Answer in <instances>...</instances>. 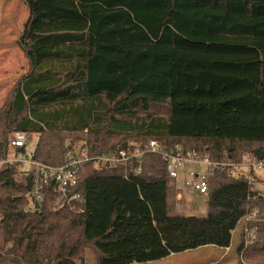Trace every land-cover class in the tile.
<instances>
[{"label": "trees", "instance_id": "obj_1", "mask_svg": "<svg viewBox=\"0 0 264 264\" xmlns=\"http://www.w3.org/2000/svg\"><path fill=\"white\" fill-rule=\"evenodd\" d=\"M26 2L19 43L30 71L0 111V161L17 133L38 134L33 158L51 166L77 141L90 157L150 140L213 162L264 152V0ZM136 167L87 161L79 200L54 210L46 190L27 212L30 183L17 164L1 165L0 264H83L86 249L97 264L150 263L209 246L230 248L234 264H264L261 224L233 250L241 218L264 215L246 179L216 170L206 215L188 216L160 155Z\"/></svg>", "mask_w": 264, "mask_h": 264}, {"label": "built area", "instance_id": "obj_2", "mask_svg": "<svg viewBox=\"0 0 264 264\" xmlns=\"http://www.w3.org/2000/svg\"><path fill=\"white\" fill-rule=\"evenodd\" d=\"M87 132L88 130L84 131V133ZM67 146L64 164L51 166L33 158L34 149H30L27 134L17 133L11 139L10 151L15 156L0 161V166L6 163L17 164L20 178L30 183L27 212L36 210L37 203L40 207L43 192L46 190H51L54 195V210L71 206L74 201L79 200L80 195L74 191V188L87 161H93L95 167L99 169L117 166L128 168L136 163V172H140L142 157L150 153L160 155L166 162V170L169 177L174 180L177 189L176 208L178 210L183 208L186 190L190 189L198 196H207L210 178L216 170L224 168H230L234 177L247 180L254 199L264 197V159L259 160L255 154L244 156L243 161L236 164L227 161L213 162L208 156H203L196 150L183 152L179 149L171 153L158 140H150L143 148L140 144L130 142L126 148L118 147L114 151L94 157L89 156L85 142ZM19 149H24V153L16 151ZM199 167L204 170L198 171ZM258 224L263 226L264 239V215L259 208L249 210L239 221L236 230L240 228L243 232L245 248L253 244ZM250 225L253 227L250 228Z\"/></svg>", "mask_w": 264, "mask_h": 264}, {"label": "rangeland", "instance_id": "obj_3", "mask_svg": "<svg viewBox=\"0 0 264 264\" xmlns=\"http://www.w3.org/2000/svg\"><path fill=\"white\" fill-rule=\"evenodd\" d=\"M29 7L26 0H0V111L11 101L12 92L17 84L29 73L30 65L25 52L20 46V38L24 26L29 18ZM72 133H62L64 143L74 142ZM30 149H34L38 140V134H28ZM74 142L72 145H79ZM15 155L9 150L8 157ZM22 157V156H19ZM198 171L204 170L199 167ZM184 214L188 216H205L207 213V197L196 195L190 189L185 192L183 201ZM238 228L233 234V250L239 244ZM223 249L199 248L197 250L174 254L165 259L150 263L135 264H234V252L224 254ZM83 264H97L92 250L86 249L82 258ZM260 262V261H259Z\"/></svg>", "mask_w": 264, "mask_h": 264}, {"label": "water", "instance_id": "obj_4", "mask_svg": "<svg viewBox=\"0 0 264 264\" xmlns=\"http://www.w3.org/2000/svg\"><path fill=\"white\" fill-rule=\"evenodd\" d=\"M18 152L19 153H24V149H19ZM256 154H257V157H258L259 160H263L264 159V152L256 151ZM35 208H36V210L39 209V204L38 203L35 205Z\"/></svg>", "mask_w": 264, "mask_h": 264}, {"label": "crops", "instance_id": "obj_5", "mask_svg": "<svg viewBox=\"0 0 264 264\" xmlns=\"http://www.w3.org/2000/svg\"><path fill=\"white\" fill-rule=\"evenodd\" d=\"M25 27V26H24ZM204 249H207V248H213L212 246H209V247H203ZM201 249V248H200ZM219 249H221V248H219ZM224 250V249H223ZM225 252H224V254L222 255V257L223 256H225V255H228L229 254V252L231 251L230 250V248H227V249H225L224 250Z\"/></svg>", "mask_w": 264, "mask_h": 264}]
</instances>
